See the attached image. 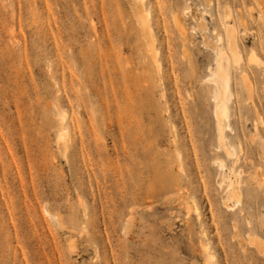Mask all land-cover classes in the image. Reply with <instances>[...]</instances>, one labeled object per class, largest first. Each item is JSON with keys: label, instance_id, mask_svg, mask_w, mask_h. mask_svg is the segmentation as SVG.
I'll use <instances>...</instances> for the list:
<instances>
[{"label": "rangeland", "instance_id": "obj_1", "mask_svg": "<svg viewBox=\"0 0 264 264\" xmlns=\"http://www.w3.org/2000/svg\"><path fill=\"white\" fill-rule=\"evenodd\" d=\"M261 2L143 0L158 65L132 0H0V264H264Z\"/></svg>", "mask_w": 264, "mask_h": 264}, {"label": "bare ground", "instance_id": "obj_2", "mask_svg": "<svg viewBox=\"0 0 264 264\" xmlns=\"http://www.w3.org/2000/svg\"><path fill=\"white\" fill-rule=\"evenodd\" d=\"M132 1L135 4L136 9H137L136 17L138 20L141 37H144V39H145L144 43H146V45H147L151 59L159 65V62L162 60L161 59L162 56L160 53V46L156 40V36L154 34L152 24L150 21L151 6H149V8L145 7L143 5V0H132ZM261 13L263 16V21H264V0H263V2H261ZM192 18L195 21V24L200 31L205 29L204 21H203L201 14H197V13L193 12ZM174 23H175V27L179 33L180 40L182 43V57L188 58V50L189 49L187 48V46L185 44V42H186L185 29L182 26V24L179 22L177 17H174ZM226 37H227V47L226 48H223V47L218 48L216 45L210 44V41H209V43H207L205 41V39L203 42V43L207 44L209 49L213 50L216 53L215 59H214V69L211 70L210 78L207 81L213 83V85L215 86V91L212 93L213 115H214V118L216 121V126H217V131H218L220 143H222V141L224 139L223 129H224V127H226L225 122H227L228 118L230 117L229 105H228L229 100L231 99L230 98L231 94L229 91V88H230V85H229V81H230L229 67H230V64L232 61L238 62L241 59V57L238 53V44H237V39H236V33H235L234 29L232 28V26H230V25H228L226 27ZM217 41H220V38H218ZM250 62L256 63L257 60L254 58V56H251ZM243 81H244V85H245V88L247 90L248 95L251 96V92H252L251 89L252 88L250 87V84L248 82L249 79H247L246 76H243ZM66 134H67V129H64L62 131L61 135H66ZM220 166L223 167L222 164H220ZM227 185H228V187H226L227 189H226V194H225L226 200L224 199L225 202L227 200H231L237 196L236 191H235L236 188H234L233 184H227ZM234 185L236 186L237 183ZM51 219L54 221L55 218L51 217ZM57 226H60V225L58 224ZM68 248H69V246H68ZM70 251H71V249H70ZM205 258H206V256H205ZM209 260H207V262L205 264H211L210 261L212 259L210 261Z\"/></svg>", "mask_w": 264, "mask_h": 264}]
</instances>
